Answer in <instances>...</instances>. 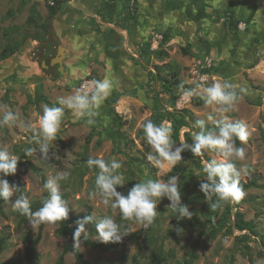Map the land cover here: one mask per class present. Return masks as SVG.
<instances>
[{"label":"rangeland","instance_id":"rangeland-1","mask_svg":"<svg viewBox=\"0 0 264 264\" xmlns=\"http://www.w3.org/2000/svg\"><path fill=\"white\" fill-rule=\"evenodd\" d=\"M52 2L55 0H0V53L6 46L17 48L14 56L0 62V105H6L7 109L18 117L16 125L0 127V148L7 147L11 154L19 158L18 162L37 166L46 174L48 180L60 171L70 172L69 179L60 183V192L66 195L65 200L71 210L68 217L94 215L99 219L113 215L116 222L122 224L123 229L128 231L129 235L125 236L114 249H95L82 241L79 250L86 259L91 264H135L132 258L138 253V247L131 234L150 226L145 228L122 220L118 210L113 213L109 207L100 203L99 197L89 199V193L95 188V178L99 170L94 166L89 167L88 160L103 158L110 161L115 158L122 165L118 171L125 180V184L118 187L117 191L125 196L133 184L142 180L168 179V173L175 166L193 171L192 179H182L175 175L178 178L181 201L192 213L191 219L175 217L176 213L168 209L170 201L167 198H162L156 208L158 236L164 242L165 249L173 252L174 261L188 259V253L195 250L198 259L194 264H264V258L260 256L264 251V39L260 36L256 38L252 51L246 54L250 58L245 59L242 66L236 61L238 67L232 68L235 62L232 56L239 59L234 51L228 59L227 68L213 73L215 77L208 72L211 76L205 86L215 82L235 85V91L240 99L234 109L220 112L218 106L207 105L204 93L200 90L190 97L182 108L187 109L192 116L191 126L183 127L180 131L179 139L182 143L184 141L188 144L193 143L192 139L186 138V133L190 132L192 138V133L200 130L196 126V122L200 120L205 122V129L223 123H242L249 131L247 141L241 143L245 152L244 158L232 161L239 172V182L244 190V196L238 201H231V205L232 214L242 213L246 221L254 223L257 234L254 235L249 231L240 232L235 228L229 232L228 226L218 224L216 235L209 237L207 235L211 232V225L186 227L185 224L197 220L203 223L205 220L204 206L209 201H206L200 191L201 181L206 179V174L202 170V159L219 162L222 158L214 152H209L203 157L199 156V159L195 157L193 161L182 158L175 166H169L167 162L163 165H155L147 160L151 147L147 144L143 131V124L150 120L153 113L161 115L163 108L170 105L174 95L182 97L181 84L183 89H191L190 87L194 88L199 83L198 75L194 71L196 69L191 68L192 64L189 63L183 48L170 54L164 52L161 58L150 60L152 64L144 61L154 73H157L156 67H159V75L154 77V74L152 79L139 84L130 92H122L123 89L119 84L112 83L111 79L118 73L111 66H105L100 61L89 62L88 67L91 69L89 74L81 77L77 83L67 84L65 79H61L56 66L49 68L42 66L43 62L49 65L51 59L57 55V46L53 43L48 26ZM225 4V9L233 6L230 0H225ZM33 5L37 7L38 14L36 23L29 25L28 19L32 15ZM240 6H243L242 3ZM261 8L257 14L258 20L264 18V7ZM224 19V22H229L226 17ZM262 22L261 27L264 25V19ZM260 25L261 23L259 28L256 26L257 30L261 29ZM155 26L158 28L155 27L154 30L159 31L160 26ZM176 63L181 65L179 69ZM65 66H67L66 60L63 64L64 73H66ZM176 70L180 72L178 83L167 89L162 80H173L172 75ZM85 79L108 80L112 85L108 95L111 99L109 105L105 98L95 109L96 115L91 117L92 123H88V117H75L72 110L58 103L60 98L73 95L77 89H80ZM134 93H137V96L132 98L131 94ZM122 96L130 98L124 100ZM197 101L201 104L198 105ZM45 105L64 107V116L56 134V141L50 144L48 161L39 159L36 155L32 157L25 155V149L38 146V121ZM115 115L121 117L119 124L113 123ZM162 123L163 120L160 119L159 125ZM25 124L30 127H24ZM118 129L124 137L120 151L116 148L114 134ZM88 138H91V141L85 151ZM171 140L174 144L173 150L179 147V142L172 134ZM14 182L30 204L43 199L46 190L32 171H28L27 174L18 171ZM16 199L17 195L13 194L0 210V237L7 238L4 250L0 253V264H29L26 260V245L23 239L26 236L35 237L38 233L40 223H35L33 220L26 224L19 222L17 210L13 207ZM217 219L215 218L213 222ZM56 231L57 225L54 223L45 224L43 240L36 248L37 264H56L59 261L65 239ZM244 235H248L250 240L237 239ZM94 237L91 239L98 241ZM153 249V245L142 247L139 253L141 264L150 262ZM64 259V264H78L72 253L67 254Z\"/></svg>","mask_w":264,"mask_h":264},{"label":"clouds","instance_id":"clouds-1","mask_svg":"<svg viewBox=\"0 0 264 264\" xmlns=\"http://www.w3.org/2000/svg\"><path fill=\"white\" fill-rule=\"evenodd\" d=\"M91 84L93 87L90 89L86 90L82 85L73 95L58 100L60 105L72 110L75 117H88V123L93 122L91 117L96 115L95 109L109 95L112 87L108 80L92 81ZM180 87L182 95L186 98L196 95L198 90L202 91L205 103L218 106L220 112L234 109L240 99L235 91V85L228 82H215L210 86L197 83L191 89H183L182 84ZM63 116L64 107L44 106L43 114L38 121V146L25 149L27 157L36 155L39 159L49 160L50 144L56 141V134ZM17 121L18 117L14 112L8 110L6 105H0V127L16 125ZM196 126L200 130L192 133L193 143L188 144L184 141L173 150L171 126H165L164 123L158 126L151 120L145 122L143 131L146 142L151 147L147 160L155 165H163L167 162L169 166H175L182 160L181 154L186 150L200 157H203L205 153L214 152L222 159L219 162L202 159V170L206 174V179L201 181L200 191L204 194L206 201H212L210 204L212 209L220 207L221 202L238 201L244 196V190L240 186L239 172L232 161L244 158V148L237 147L235 141L238 139L242 144L247 141L249 136L247 127L242 123H223L218 125V130H206L203 120L197 121ZM24 127L28 128L30 125L25 124ZM53 155H55L54 152ZM18 161L19 158L11 154L7 147L0 148V200L9 201L13 194H16L14 209L21 215L32 218L35 223L62 222L67 219L71 210L68 202L62 198L60 183L69 179L70 172L60 171L43 185L48 195L43 200L42 206L33 212L28 198L15 184H9L5 179L6 176L16 173ZM87 163L89 167L94 166L99 170L95 178V188L89 193V199L99 197L100 203L109 207L113 213L118 210L122 220L148 227L158 215L156 208L162 198L170 201L168 209L176 213L175 217L191 219L192 213L181 201L176 176L166 180L150 178L142 180L136 183L125 196L117 191L118 187L125 184L124 176L118 171L122 167L120 162L115 158L110 161L103 158H90ZM89 225L94 226V239L101 243H119L129 235L128 231L123 229V225L116 222L113 215L99 219H96L94 215L86 216L76 221L73 234L74 250L81 248L82 237L84 241H87Z\"/></svg>","mask_w":264,"mask_h":264},{"label":"crops","instance_id":"crops-1","mask_svg":"<svg viewBox=\"0 0 264 264\" xmlns=\"http://www.w3.org/2000/svg\"><path fill=\"white\" fill-rule=\"evenodd\" d=\"M134 1L136 14L131 15L130 5L126 6L124 0H64L65 9L55 17L51 30L56 35L55 38L51 33L53 43L59 42L57 53L60 46L66 53V73L63 66L64 74L56 65L61 79L67 84L77 83L89 74V62L100 61L118 73L112 83L119 84L122 92H130L150 80L148 71L152 69L148 64L147 69L144 61L150 63L157 58L154 54L145 56L143 51L155 33L165 35V52L188 50L186 56L193 70L201 60L211 58L207 72L215 77L213 73L229 66L228 59L234 51L239 59L232 56V60L242 66L250 58L246 54L252 51L256 38L264 39V25L261 27L264 18H257L264 0H230L233 6L227 9L225 0ZM224 17L238 21L235 33ZM241 22L245 23L244 29L239 28ZM259 23L261 29L257 30ZM155 25L160 26L159 31L154 30ZM235 62L232 68L238 67ZM176 65L181 67L179 63ZM131 95L135 98L137 93ZM106 99L109 105L111 99L109 96Z\"/></svg>","mask_w":264,"mask_h":264},{"label":"trees","instance_id":"trees-1","mask_svg":"<svg viewBox=\"0 0 264 264\" xmlns=\"http://www.w3.org/2000/svg\"><path fill=\"white\" fill-rule=\"evenodd\" d=\"M124 1H125L124 3L126 6L130 5L129 9H130L131 15H135L136 14V1H135L134 12H132L131 10V0H124ZM65 6L66 5L62 0H55L54 5L50 7L49 16H48L49 18L48 26L50 30H52V24H53L55 17L60 12H63V10L65 9ZM31 10H32V15L28 19L29 25H33L36 23V15L38 14L37 7L35 5L32 6ZM237 25H238V21H235L232 18L229 19V28L231 29L232 32L235 33L237 31ZM52 34L56 38V35L54 33ZM165 42H166V37L164 35V42L161 48L155 52L150 51V43H148L143 51V54L145 56L154 54L156 55V58H161L165 52ZM58 44L59 42L56 41L57 46ZM16 52H17V48L6 46L0 53V62L14 56ZM184 54L186 55L189 54L188 50H185ZM176 67L178 69L180 68L178 65H176ZM146 68L148 69L147 65H146ZM156 68L158 69L157 73H154V71L152 70L148 71L150 79L153 78L154 74H155L154 77L155 76L157 77L159 75L160 68L159 67H156ZM179 73H180L179 70H176L175 72H173V75H172L173 80L171 81H167L165 79L162 80L165 84L164 86L167 89H170L171 87H173L174 85L178 83L177 79L179 77ZM179 98L180 97L174 95V97L172 98V102L170 103L169 106H165V108H163L161 115H158V113H153L152 116L150 117V120L158 126H159L160 119L163 120V123L165 121H170L172 123V126H171L172 133L171 134L173 138L177 140L179 144H181L182 142H180V139H179L180 131L183 127L191 126L192 116H191V113L187 109H177L176 104ZM197 102H198V105L201 104L200 101H197ZM169 108H172V110H169ZM120 122H121V117H119V115H115L113 118V123L119 124ZM206 130H218V125H214L212 127L206 128ZM114 134L116 136V148H118V150L120 151V146L124 140V137L122 134H120L119 129L116 130ZM186 138L188 140L191 139L190 132L186 133ZM90 141H91V138H88L86 142V146H85V151H87ZM235 143L237 147H241V142L238 139L235 141ZM195 157L199 159V156H194L191 151L186 150L182 152V158L193 161ZM18 171L21 172L22 174H27L28 171H32L34 174L38 176L42 185H44L48 181L46 174L37 166L31 163L18 162L16 173L14 175H8L5 177V179L9 182V184H15L14 178ZM175 175L180 176V178L182 179H188V178L192 179L194 177L193 171L179 168L178 166H175L168 173L169 177L175 176ZM134 185L135 184H133L132 187ZM47 195L48 193L47 191H45V194L41 201H35L30 204L33 212H35L37 209H39L42 206V202L47 197ZM61 195H62V198L64 199L66 198V195L64 194H61ZM213 200H215V197H213ZM6 202L7 201L0 200V210L2 209L3 204ZM211 202L212 201H209L204 206L205 212L203 213V216L205 220L203 223L197 220L194 223L189 222L188 224H185V226L195 227L196 225H199L200 227L201 226L206 227V226L211 225V232L207 235L209 237H214L216 235L218 231L217 230L218 224H224L225 226H228L229 232H232L233 228H235L236 230L240 232L249 231L250 233L254 235L257 234L254 223L251 221L250 222L246 221L242 213L236 212L232 214L233 206L231 205V201L221 202V206L216 209H212L210 207ZM16 214L21 224H26L32 220V218L30 217L21 215L18 210ZM86 216H91V215L70 216L67 219L63 220L62 222H52L55 225H57V231H56L57 234L65 239V246L63 248L62 255L56 264H64L65 262L64 258L69 253H72L74 255L78 264H91L86 259L84 254L79 250V248L76 250L73 249V244H74L73 234L76 229V221ZM233 217H234V221H232ZM215 218H218V219L216 222H213ZM157 222H158V217L156 216L154 222L148 228L142 229L141 231L131 234L132 239L134 240V242L137 244V247H138V253L134 255L132 258L133 262L135 264H141L139 253L141 252L142 247L144 245H153L154 249L151 253V259L148 264H194L198 259V254L195 250H191L188 253V257H189L188 259L184 258L178 261H174L175 257H174L173 252L169 250L167 251L165 249L164 242L161 240V237L158 236V230L156 228ZM46 223L47 222H42L39 224L38 233L35 237L26 236L23 239V242L26 245V260L28 261L29 264H37L36 248L43 240V231H44V227ZM87 230L90 231L87 241H84L83 237L81 238V240L86 245L92 248H95V249H105V248L114 249L118 246V243L116 242H109L105 244L99 241H93L91 237L95 236L94 226L89 225ZM237 239L238 240H243V239L250 240V237L248 235H244L242 238L238 237ZM6 243H7V238L5 236L0 237V253L3 252ZM260 256L264 258V251L260 253ZM2 264H10V263H2Z\"/></svg>","mask_w":264,"mask_h":264},{"label":"built area","instance_id":"built-area-1","mask_svg":"<svg viewBox=\"0 0 264 264\" xmlns=\"http://www.w3.org/2000/svg\"><path fill=\"white\" fill-rule=\"evenodd\" d=\"M54 5V2L51 3ZM134 7H135V1L131 0V10L134 12ZM240 29L245 28V23L241 22L239 24ZM164 42V34L163 33H155L153 34V37L150 41V51L155 52L158 51L162 44ZM212 64V59L211 58H205L204 60H201L197 64V69L195 70V73L198 75V82L202 84H206L209 82L210 75L208 74L207 70L211 67ZM203 78V79H202ZM92 80H83L81 83V86H85V89H90L93 87L91 84ZM190 98H186L182 95V97L177 101L176 107L177 109H182L183 105L188 101ZM169 110H172V108H169ZM166 126H172V123L170 121H165Z\"/></svg>","mask_w":264,"mask_h":264},{"label":"water","instance_id":"water-1","mask_svg":"<svg viewBox=\"0 0 264 264\" xmlns=\"http://www.w3.org/2000/svg\"><path fill=\"white\" fill-rule=\"evenodd\" d=\"M65 59H66V57H65L64 48L62 46H60L57 55L51 59L50 64L46 65V63L43 62L42 66L49 68L50 66L59 65V68L61 69V72H62V66L64 64Z\"/></svg>","mask_w":264,"mask_h":264}]
</instances>
